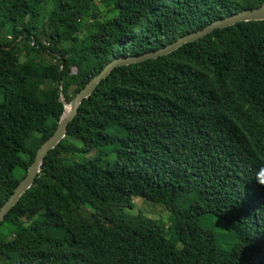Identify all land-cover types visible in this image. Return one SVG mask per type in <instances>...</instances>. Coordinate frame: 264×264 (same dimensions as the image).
Segmentation results:
<instances>
[{"label":"trees","instance_id":"trees-1","mask_svg":"<svg viewBox=\"0 0 264 264\" xmlns=\"http://www.w3.org/2000/svg\"><path fill=\"white\" fill-rule=\"evenodd\" d=\"M263 4L0 0V208L109 62ZM0 264H264V20L114 68L0 224Z\"/></svg>","mask_w":264,"mask_h":264},{"label":"water","instance_id":"water-1","mask_svg":"<svg viewBox=\"0 0 264 264\" xmlns=\"http://www.w3.org/2000/svg\"><path fill=\"white\" fill-rule=\"evenodd\" d=\"M264 20V4L252 9H245L240 12L234 13L230 16L220 18L209 23L204 28L186 34L176 41L161 47L157 50L150 51L141 55L136 56H122L113 59L109 62L97 75H95L85 86L82 88L72 99L69 104L64 102V111L58 121L57 127L54 133L44 141L36 152V155L27 169L25 177L19 182L13 193L0 208V224L5 219V216L11 211V209L18 203L22 195L33 185L39 171L43 159L45 156L53 150L65 137L68 125L73 121L74 117L78 113V107L82 100L91 96L97 85L105 80L110 72L117 67H124L131 64H137L146 60L156 59L161 56H166L171 52L177 50L182 45L190 42H194L213 30L224 29L227 27L234 26L242 22L251 21H263ZM69 106V110L65 113V107Z\"/></svg>","mask_w":264,"mask_h":264},{"label":"rangeland","instance_id":"rangeland-1","mask_svg":"<svg viewBox=\"0 0 264 264\" xmlns=\"http://www.w3.org/2000/svg\"><path fill=\"white\" fill-rule=\"evenodd\" d=\"M235 2H245L248 0H233ZM249 1H255V0H249ZM99 12H100V18H104L103 13L106 11V8L104 4H101L99 2L98 4ZM82 36V35H80ZM23 58H21V61ZM42 60L45 64L49 63V59H47L46 55H42ZM31 144H34V142H30ZM135 204V210L133 211H140L142 212L145 216L155 219V220H161L164 222L165 227L169 224L168 221V212L165 210V208L157 203H150V202H144L141 199H134L133 200Z\"/></svg>","mask_w":264,"mask_h":264},{"label":"bare ground","instance_id":"bare-ground-1","mask_svg":"<svg viewBox=\"0 0 264 264\" xmlns=\"http://www.w3.org/2000/svg\"><path fill=\"white\" fill-rule=\"evenodd\" d=\"M68 110H69V106L67 105V106L65 107V113H67Z\"/></svg>","mask_w":264,"mask_h":264},{"label":"built area","instance_id":"built-area-1","mask_svg":"<svg viewBox=\"0 0 264 264\" xmlns=\"http://www.w3.org/2000/svg\"><path fill=\"white\" fill-rule=\"evenodd\" d=\"M34 43L32 42L31 45H33Z\"/></svg>","mask_w":264,"mask_h":264}]
</instances>
